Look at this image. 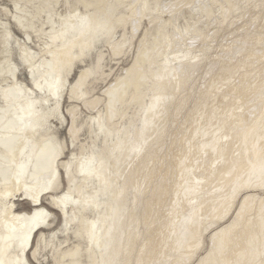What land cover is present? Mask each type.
<instances>
[{
    "label": "bare ground",
    "instance_id": "6f19581e",
    "mask_svg": "<svg viewBox=\"0 0 264 264\" xmlns=\"http://www.w3.org/2000/svg\"><path fill=\"white\" fill-rule=\"evenodd\" d=\"M0 264H264V0H0Z\"/></svg>",
    "mask_w": 264,
    "mask_h": 264
},
{
    "label": "rangeland",
    "instance_id": "374dc122",
    "mask_svg": "<svg viewBox=\"0 0 264 264\" xmlns=\"http://www.w3.org/2000/svg\"><path fill=\"white\" fill-rule=\"evenodd\" d=\"M22 208L28 209V205L27 204H22Z\"/></svg>",
    "mask_w": 264,
    "mask_h": 264
}]
</instances>
